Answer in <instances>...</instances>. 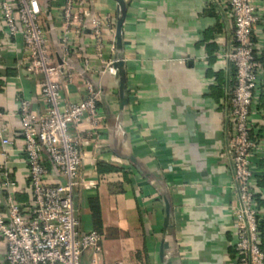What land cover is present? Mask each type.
<instances>
[{"label": "crops", "instance_id": "crops-1", "mask_svg": "<svg viewBox=\"0 0 264 264\" xmlns=\"http://www.w3.org/2000/svg\"><path fill=\"white\" fill-rule=\"evenodd\" d=\"M37 1L48 47L60 65L64 0ZM125 1L126 105H120L114 70L103 71L114 56L117 3L88 0L89 16L70 31L75 54L69 62L78 75L63 86L66 100H81L86 82L103 94L98 103L102 123L82 145L73 190L79 228L101 235L100 250L84 251L81 264H231L235 225L230 208L237 195L227 145L228 20L213 0ZM92 16L109 19L102 25V57L96 55ZM258 31L264 55V22ZM25 56L22 38H10L0 28V125L12 141L6 152L0 143L1 213L8 194L25 207L32 200L17 101L28 98L39 113L46 105L39 96L43 75L26 67ZM255 120L264 145V91ZM88 128V123L81 126ZM258 165L257 203L264 219V154ZM2 172L8 173L9 185ZM60 178L53 172L48 182ZM5 254L0 238V264H6Z\"/></svg>", "mask_w": 264, "mask_h": 264}, {"label": "built area", "instance_id": "built-area-1", "mask_svg": "<svg viewBox=\"0 0 264 264\" xmlns=\"http://www.w3.org/2000/svg\"><path fill=\"white\" fill-rule=\"evenodd\" d=\"M213 1L221 7L231 28L230 44L224 54L232 70L233 86L227 96V119L231 124L227 145L232 187L237 195V204L230 208L235 225L231 264H264L259 227L263 215L257 203L258 164L264 154V145L255 120L259 97L264 91V69L260 61L263 36L258 31V26L264 22V2ZM88 3V0H64L59 65L47 44L38 1L0 0V28L10 38H22L26 67L43 75L39 96L46 105L39 113L31 109L28 98L17 101L23 141L21 150L28 166L32 200L25 207L13 194H8L6 212H0V238L6 247V264H81L84 251L91 248L95 254L100 250L101 235L95 230L79 228L73 190L83 159L82 145L102 123L98 102L103 94L90 82H86L83 97L77 102L69 103L63 94L64 84L73 82L78 75L69 62L75 54L70 31L72 27H81L89 16ZM107 22L109 19L100 16L90 18L98 57H102L104 45L102 25ZM111 62L105 63L103 71L112 70ZM82 63L88 72L89 61L84 59ZM84 123L89 125L85 131L81 129ZM82 132H85L84 137ZM6 134V127L0 125L4 152L12 143ZM53 172L61 178L49 183ZM1 177L6 185L10 184L7 172H2Z\"/></svg>", "mask_w": 264, "mask_h": 264}, {"label": "water", "instance_id": "water-1", "mask_svg": "<svg viewBox=\"0 0 264 264\" xmlns=\"http://www.w3.org/2000/svg\"><path fill=\"white\" fill-rule=\"evenodd\" d=\"M118 5V16L115 26V45H114V56L109 67L114 70L115 77L119 83V97L120 105L124 106L128 102L127 91H126V69L123 55V45L121 41V28L126 16L127 3L125 0H113ZM168 208V205H167ZM162 252L168 251L167 243L162 240L161 244Z\"/></svg>", "mask_w": 264, "mask_h": 264}, {"label": "trees", "instance_id": "trees-1", "mask_svg": "<svg viewBox=\"0 0 264 264\" xmlns=\"http://www.w3.org/2000/svg\"><path fill=\"white\" fill-rule=\"evenodd\" d=\"M260 61L263 64V62H264V55L263 54L260 57ZM231 72H232V70L230 69V73ZM230 84H231V86L229 87V89L233 86V81L230 82ZM98 103H100V102H98ZM257 178L259 179V175L257 176ZM257 184H259V180H258ZM259 227H260V235H261V245H262V247H264V219L263 218L260 221Z\"/></svg>", "mask_w": 264, "mask_h": 264}]
</instances>
